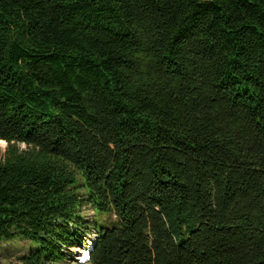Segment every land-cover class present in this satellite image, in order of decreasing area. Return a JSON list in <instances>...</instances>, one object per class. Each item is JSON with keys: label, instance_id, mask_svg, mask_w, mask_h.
Returning <instances> with one entry per match:
<instances>
[{"label": "trees", "instance_id": "16d2710c", "mask_svg": "<svg viewBox=\"0 0 264 264\" xmlns=\"http://www.w3.org/2000/svg\"><path fill=\"white\" fill-rule=\"evenodd\" d=\"M0 141L19 264H264V0H0Z\"/></svg>", "mask_w": 264, "mask_h": 264}, {"label": "rangeland", "instance_id": "374dc122", "mask_svg": "<svg viewBox=\"0 0 264 264\" xmlns=\"http://www.w3.org/2000/svg\"><path fill=\"white\" fill-rule=\"evenodd\" d=\"M8 147V144L0 145V157L4 155L6 152V149ZM23 150L26 149V146H21ZM86 217L89 221H92L94 219L93 213H87ZM101 222V219H100ZM86 238V235L79 239L77 242V249H75L77 252H80L79 246L84 242V239ZM35 245H30L27 242L17 241L14 243H7L0 245V264H19V258L24 255L28 250H36ZM74 251V250H73ZM81 256V255H80ZM72 258V257H71ZM67 264H76L74 260H69V263ZM78 264V263H77Z\"/></svg>", "mask_w": 264, "mask_h": 264}, {"label": "bare ground", "instance_id": "6f19581e", "mask_svg": "<svg viewBox=\"0 0 264 264\" xmlns=\"http://www.w3.org/2000/svg\"><path fill=\"white\" fill-rule=\"evenodd\" d=\"M6 142L0 141V145H5ZM90 249H81L80 254L77 257L78 264H88L90 262ZM81 255V256H80Z\"/></svg>", "mask_w": 264, "mask_h": 264}]
</instances>
